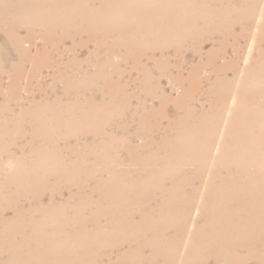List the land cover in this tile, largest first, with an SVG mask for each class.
<instances>
[{
	"label": "bare ground",
	"instance_id": "obj_1",
	"mask_svg": "<svg viewBox=\"0 0 264 264\" xmlns=\"http://www.w3.org/2000/svg\"><path fill=\"white\" fill-rule=\"evenodd\" d=\"M2 24L18 46L33 42L32 27L46 32L59 25L86 35L94 45L87 51L88 65L102 45L108 63L120 53L144 67V58L156 61L148 49L186 43L199 60L188 58L185 113L172 120L164 102L152 108L148 114L158 120L143 143L132 148L139 151L133 167L111 171V162L99 160L108 170L98 180L92 175L97 166L92 174H82L87 159L120 149L106 125L127 112L121 111L120 118L110 108L114 94L107 95L108 109L84 107L97 101L89 85L104 76V68L90 74L76 67L74 75L93 83H69L78 90L88 85L77 94L66 90L50 105L36 107L30 101L17 112L0 108V154L14 145L11 135L25 141L29 134L26 146H15L22 154L34 153L33 166L58 171L53 189L44 178L43 191H23L14 199L7 189L20 181L1 178L0 199L15 203L0 206V264H264V0H0ZM22 27L28 33L16 36ZM46 45L34 48L44 54ZM103 87L118 91L125 85ZM98 113L104 114L101 125L95 123ZM74 124H85L80 132L87 139L93 129L102 137L101 147H61V138L68 142L77 132ZM119 129L126 131V125ZM71 152L82 161L68 165L60 159ZM115 155L118 159L119 152ZM70 166L76 178L63 175ZM182 166H188L184 185L173 179L165 189L164 175Z\"/></svg>",
	"mask_w": 264,
	"mask_h": 264
},
{
	"label": "rangeland",
	"instance_id": "obj_2",
	"mask_svg": "<svg viewBox=\"0 0 264 264\" xmlns=\"http://www.w3.org/2000/svg\"><path fill=\"white\" fill-rule=\"evenodd\" d=\"M32 28L33 30H31L34 32L33 42L31 43L29 41H25L18 46L8 37L7 26L5 24L0 25V108L5 105L17 112L18 108L20 107H28L30 105V101H34L32 104H34L36 107L46 103H49L48 105H50L54 102L56 96L63 95L66 90H70L71 94H77V92L83 91L85 86L88 85L85 84L82 90H78L75 89L76 86L70 87L69 83H93V80L91 82L90 80L87 82L82 81L80 79L81 75H74L73 70L76 67H80L79 71L87 70V72L90 74L95 73L98 67H102L104 68V76L101 75L97 77L95 83L93 85H89V87L91 86L89 91L91 89V91H94V100L97 101H90V103L88 102V104H85L84 107L88 108V106H91L92 110L108 109L107 103H110V100H113L111 102L110 108L112 107L111 109L115 110V113L118 114L120 118L122 113L121 111L124 109L127 111L126 117L124 119H117L116 117H113L110 123H108L109 125H106L107 132L113 134L119 141L120 149L118 151L112 152L111 156L107 155L106 153H102L103 155L100 154L99 156L95 157L96 159L94 157L87 159L88 162L86 165H89L90 171L88 170L87 166L84 167L85 169L82 172L83 175H85V173L90 175L96 170L97 173L92 175H94V180H98L107 177V173L105 172H107L106 170L108 169L115 171L116 169L122 170L128 167H133V161L139 156V151L136 149V152H132V148L138 147L143 143L144 137H146L145 135L151 134L153 132L152 126L158 120L156 115H149L148 112L150 110H155L152 108H158L161 103L164 102L166 111L168 115H170L169 117L172 120H177L179 116H182L185 113V109L188 108V70L190 67L188 64V58H191L194 61L199 60L198 57L192 56V49L188 48V43L183 44L180 47L166 46L164 51L158 49L159 47H155L154 49L152 48V51L151 49H148V54H146H154L156 56V61H149L147 58H144L142 60L143 64H145L144 67H138L132 58L123 60L120 53H115L113 56H110V63H108L106 59V45H102L104 47L99 49V57L97 59H90L92 63L90 62L88 65L86 63L88 55L87 51L92 49L94 45L93 42L88 41L89 38L86 35L76 36L73 31H67L65 28L59 25H56L51 31L46 30V32L44 29L42 30L38 27ZM27 33L28 29L22 27L16 30L15 35L24 37ZM46 37L48 40H50V42L46 43L47 45L44 43ZM34 45L37 47L46 45L47 52L41 54L44 51L41 49L38 52L34 48ZM208 48H211L209 44L206 45V50H209ZM23 50L26 52H22ZM163 54H165V56H169L170 60L165 61L161 57ZM182 55H185V59L181 58ZM178 69H180V71ZM203 73L206 74L208 71H203ZM106 84H114L117 86L125 85V88L126 86L127 88L125 89L118 87V91H109L108 88L103 87ZM97 86H102L103 88L99 90V87ZM104 94H106L105 98L103 97ZM109 94H114L115 96L109 100L107 97ZM197 96H199V94H197ZM205 99L206 97L204 96L202 100ZM83 102H85V100L82 98L81 104ZM103 116V113H98L95 123L98 122V124L101 125ZM163 123L166 125L167 121L165 120ZM123 124L126 125V131L119 129V126ZM80 125L78 126L74 124V129L77 131V134L75 133L76 137L74 135L73 138L68 142L61 138L60 146L64 147V145H70L71 147L73 146L72 149L79 151L80 148L88 144L93 145L94 143V146L99 149L101 147L100 143H103L102 137L97 135L95 136L92 129L88 139L85 138L80 132L85 124L82 125L83 127ZM12 136L13 135H11L8 141H11L13 138L14 145L8 146L9 148H5L4 153L0 154V182H2L1 178L19 180L21 187L19 185L16 186V184L14 186L10 184L8 186L9 188L7 189L9 192L8 196H12V199H14L17 197V193H22L23 191H43L42 189L45 188V186H42L41 184L43 183L44 178L45 183H48V186L53 189V183L55 182L53 180L56 179L55 176H57L58 171L54 172L43 169L42 167L33 166L36 162L35 160L37 159L34 156V153L22 154L19 151V148L15 146L17 143L18 146L21 145L19 146L20 148L22 146H26V143L30 140L31 136L28 134L25 141L24 139H19L18 135ZM159 136V134H157V136L154 134V138L156 139H158ZM22 141H24V143ZM73 143L74 145H71ZM4 144L5 142H3V145ZM27 147L30 148L29 146ZM10 149L11 151L8 152ZM116 152H119L118 159L117 155H115ZM71 153H64V155L62 153L59 157L68 165H72L71 162L73 163L75 160L82 161L81 155L73 152ZM99 153L100 152L98 151V154ZM98 154L96 153V155ZM141 154L142 153H140V156ZM24 156L27 158L25 159ZM59 157L57 156L55 159L60 161ZM98 157L99 159H97ZM115 159L118 161L117 166L113 165V163H115ZM98 161L100 163L111 162L110 168L103 170L98 164ZM71 167L72 166H70L68 169L64 168L65 174L63 172L62 173L68 177H72L74 175L76 178L77 173L76 171L74 172ZM94 167H96V169ZM178 171L174 175L171 173L164 175V178L167 180L165 189L169 188L173 179L176 180V183L179 185V187L184 185L181 181L184 180L182 178L183 176L188 178V166H182L178 169ZM43 174L44 177H42ZM33 178L34 180H32ZM91 184L93 186V183ZM7 191L5 192V195L7 194ZM184 193L186 194V191H184ZM1 195L2 193L0 191V197ZM37 199L39 198L37 197ZM39 200L47 202L48 199L47 197H42V199ZM159 202L160 199H158V203ZM14 203V201H9V198L0 199V206L2 207H4L6 204L9 205ZM8 217H12V214L9 213ZM149 251L150 250L148 248L144 251L146 256L150 253ZM4 257L5 259H9L8 255H4Z\"/></svg>",
	"mask_w": 264,
	"mask_h": 264
}]
</instances>
